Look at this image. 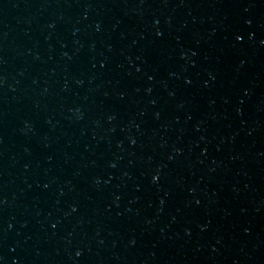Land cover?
Listing matches in <instances>:
<instances>
[{
  "label": "water",
  "instance_id": "water-1",
  "mask_svg": "<svg viewBox=\"0 0 264 264\" xmlns=\"http://www.w3.org/2000/svg\"><path fill=\"white\" fill-rule=\"evenodd\" d=\"M0 264H264V0H0Z\"/></svg>",
  "mask_w": 264,
  "mask_h": 264
}]
</instances>
